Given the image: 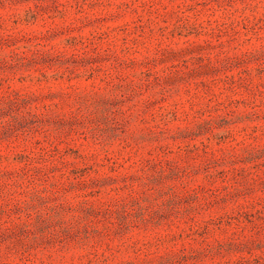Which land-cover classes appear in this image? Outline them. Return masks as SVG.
I'll use <instances>...</instances> for the list:
<instances>
[{"label":"rangeland","instance_id":"1","mask_svg":"<svg viewBox=\"0 0 264 264\" xmlns=\"http://www.w3.org/2000/svg\"><path fill=\"white\" fill-rule=\"evenodd\" d=\"M0 264H264V0H0Z\"/></svg>","mask_w":264,"mask_h":264}]
</instances>
